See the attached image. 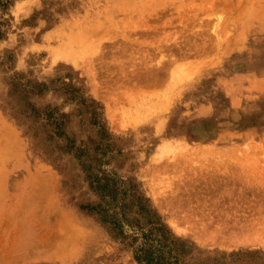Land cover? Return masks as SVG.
I'll return each mask as SVG.
<instances>
[{
	"label": "rangeland",
	"instance_id": "obj_1",
	"mask_svg": "<svg viewBox=\"0 0 264 264\" xmlns=\"http://www.w3.org/2000/svg\"><path fill=\"white\" fill-rule=\"evenodd\" d=\"M0 264H264V0H0Z\"/></svg>",
	"mask_w": 264,
	"mask_h": 264
},
{
	"label": "trees",
	"instance_id": "obj_2",
	"mask_svg": "<svg viewBox=\"0 0 264 264\" xmlns=\"http://www.w3.org/2000/svg\"><path fill=\"white\" fill-rule=\"evenodd\" d=\"M2 2H3V4H5V2H8V0H6V1L2 0ZM103 220L106 221V222H111V223L114 224V226H116V222L113 221V220H109L106 215H103ZM137 258H139L141 260L144 259V257H142L141 255H137Z\"/></svg>",
	"mask_w": 264,
	"mask_h": 264
}]
</instances>
